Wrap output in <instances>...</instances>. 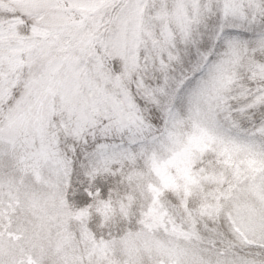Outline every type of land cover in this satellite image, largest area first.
Masks as SVG:
<instances>
[{"label":"snow or ice","instance_id":"6c2138e0","mask_svg":"<svg viewBox=\"0 0 264 264\" xmlns=\"http://www.w3.org/2000/svg\"><path fill=\"white\" fill-rule=\"evenodd\" d=\"M0 264H264V0H0Z\"/></svg>","mask_w":264,"mask_h":264}]
</instances>
